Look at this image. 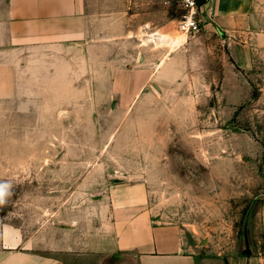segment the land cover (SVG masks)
Listing matches in <instances>:
<instances>
[{
    "label": "rangeland",
    "instance_id": "1",
    "mask_svg": "<svg viewBox=\"0 0 264 264\" xmlns=\"http://www.w3.org/2000/svg\"><path fill=\"white\" fill-rule=\"evenodd\" d=\"M166 1L136 19L137 27L163 24V34L122 35L103 60L105 73L112 65L123 71L144 52L154 77L78 78L72 119L58 117L66 128L9 131L0 153L19 159L0 161V222L35 232L52 217L84 227L97 212L147 216L174 228L206 264H248L244 231L248 225L258 250L254 219L264 206V40L241 68L218 35L182 33L180 0ZM179 35L185 41L174 46ZM174 57L177 68L160 72ZM177 71L186 77L166 76ZM25 154L36 158L21 161ZM73 264L129 261L89 256Z\"/></svg>",
    "mask_w": 264,
    "mask_h": 264
},
{
    "label": "crops",
    "instance_id": "2",
    "mask_svg": "<svg viewBox=\"0 0 264 264\" xmlns=\"http://www.w3.org/2000/svg\"><path fill=\"white\" fill-rule=\"evenodd\" d=\"M153 1L0 0V151L11 130L66 128L58 117L63 114L64 122L72 119L78 78L154 77L153 62L144 52L141 63L133 56L123 71L112 65L105 73L103 68L105 49L118 45L122 35H153L152 29L163 34V24L156 27L146 20L136 26L138 17H150ZM162 1L166 0H158ZM199 12L202 40L218 35L232 62L250 67L264 40V0H205ZM122 18L127 23L122 24ZM176 65L174 57L160 72ZM166 76L186 77L178 71ZM22 156L24 162L36 158ZM18 159L0 153L1 162ZM55 219L35 232L20 221H1L0 264H73L89 256L105 260L119 255L129 264H206L174 228L155 226L147 216L110 220L105 212H97L84 227ZM254 221L259 248L254 251L250 242L253 254L248 264H264V206L257 209Z\"/></svg>",
    "mask_w": 264,
    "mask_h": 264
},
{
    "label": "built area",
    "instance_id": "3",
    "mask_svg": "<svg viewBox=\"0 0 264 264\" xmlns=\"http://www.w3.org/2000/svg\"><path fill=\"white\" fill-rule=\"evenodd\" d=\"M180 4L183 14L178 24L179 30L186 35H196L201 31L198 0H180Z\"/></svg>",
    "mask_w": 264,
    "mask_h": 264
},
{
    "label": "water",
    "instance_id": "4",
    "mask_svg": "<svg viewBox=\"0 0 264 264\" xmlns=\"http://www.w3.org/2000/svg\"><path fill=\"white\" fill-rule=\"evenodd\" d=\"M205 3V0H198V4L199 5H203ZM243 255H245L246 257H250L253 252L251 249V245H250V239H249V235H248V225H246L245 231H244V235H243Z\"/></svg>",
    "mask_w": 264,
    "mask_h": 264
},
{
    "label": "bare ground",
    "instance_id": "5",
    "mask_svg": "<svg viewBox=\"0 0 264 264\" xmlns=\"http://www.w3.org/2000/svg\"><path fill=\"white\" fill-rule=\"evenodd\" d=\"M183 37L182 35H179L176 39V45H179L181 42H180V38Z\"/></svg>",
    "mask_w": 264,
    "mask_h": 264
}]
</instances>
